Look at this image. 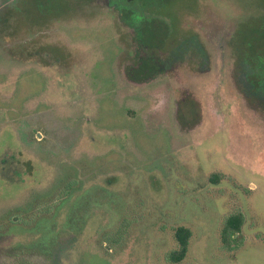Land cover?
<instances>
[{"label": "rangeland", "instance_id": "1", "mask_svg": "<svg viewBox=\"0 0 264 264\" xmlns=\"http://www.w3.org/2000/svg\"><path fill=\"white\" fill-rule=\"evenodd\" d=\"M116 1L0 0V225L43 205L61 225L67 209L53 205L68 183L71 201L92 195L53 256L35 251L38 234L0 230V264H170L179 227L190 238L178 264H264V78L247 86L251 69L230 45L263 8L176 9L180 36L154 54ZM237 213V244L223 249V221ZM104 231L120 241L102 243Z\"/></svg>", "mask_w": 264, "mask_h": 264}, {"label": "trees", "instance_id": "2", "mask_svg": "<svg viewBox=\"0 0 264 264\" xmlns=\"http://www.w3.org/2000/svg\"><path fill=\"white\" fill-rule=\"evenodd\" d=\"M40 1V0H39ZM89 1V0H82ZM109 1V0H108ZM128 0H118L112 3V7L120 14V19L126 24H130L135 28L136 35L139 38L140 44L148 50L156 54L158 51L169 49V45L174 44L172 41L174 37L178 38V17L176 16V9L193 10L197 6L198 0H133L125 6ZM263 8V14L250 17L242 21L236 27L230 45H234L237 49V57L241 62L246 63L251 69V74H246L247 86L261 87L262 78H264V0H256ZM109 5H111L109 3ZM17 8V7H16ZM142 11H144L142 13ZM147 13V14H146ZM190 36V37H189ZM192 35H187L178 45L181 47L184 43L187 45ZM176 42V41H175ZM144 58L141 59V61ZM139 72L149 77L156 69V64L153 59L148 58L141 62ZM145 78V77H144ZM136 79V80H141ZM181 104H185L182 102ZM179 122L186 123L183 113L179 111ZM192 123H186V126H191ZM211 182L216 183L217 176L212 175ZM72 183H68L62 190L61 195L66 196L64 199L58 197L55 206L56 209H67L65 221L60 225L56 223L53 218L45 215L52 209V206L43 205L40 212L43 216H37L34 219H25L24 214L18 219L15 218L14 223L1 224L0 230L5 227L12 229L14 227L23 228L30 231L32 234H38V238L32 243L33 248L38 253L46 256H53L54 252L63 245L61 238L62 233H69L71 231H80L86 216L87 210L83 209V199H92L87 195L90 191H84L80 196H77L71 201L72 197ZM100 203H98V206ZM23 212L24 210H20ZM10 216H13L10 214ZM21 218V219H20ZM22 220V221H20ZM244 223L242 214H232L227 216L220 232V238L223 249L232 250V243L236 242L237 234L240 233ZM104 230V229H103ZM67 231V232H66ZM76 233V232H75ZM190 238V231L187 228L179 227L174 232V239L177 244V249L168 252L165 255V261L170 264H178L184 260L188 252V241ZM121 239V233L112 234L101 233V242L112 246L113 243H118ZM237 244V243H235ZM234 244V245H235ZM27 264V263H24Z\"/></svg>", "mask_w": 264, "mask_h": 264}]
</instances>
